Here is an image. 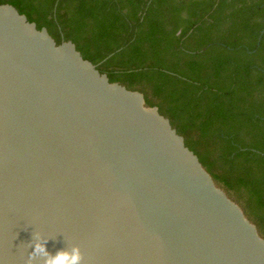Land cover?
Returning <instances> with one entry per match:
<instances>
[{
  "label": "water",
  "instance_id": "water-1",
  "mask_svg": "<svg viewBox=\"0 0 264 264\" xmlns=\"http://www.w3.org/2000/svg\"><path fill=\"white\" fill-rule=\"evenodd\" d=\"M264 264V236L138 90L0 3V264Z\"/></svg>",
  "mask_w": 264,
  "mask_h": 264
},
{
  "label": "trees",
  "instance_id": "trees-1",
  "mask_svg": "<svg viewBox=\"0 0 264 264\" xmlns=\"http://www.w3.org/2000/svg\"><path fill=\"white\" fill-rule=\"evenodd\" d=\"M138 90L264 236V0H0Z\"/></svg>",
  "mask_w": 264,
  "mask_h": 264
},
{
  "label": "clouds",
  "instance_id": "clouds-1",
  "mask_svg": "<svg viewBox=\"0 0 264 264\" xmlns=\"http://www.w3.org/2000/svg\"><path fill=\"white\" fill-rule=\"evenodd\" d=\"M33 250L37 253H44L47 256L42 244H34ZM81 259L82 256L79 247H73L71 253L66 251H57L54 256H47L44 264H80Z\"/></svg>",
  "mask_w": 264,
  "mask_h": 264
},
{
  "label": "rangeland",
  "instance_id": "rangeland-1",
  "mask_svg": "<svg viewBox=\"0 0 264 264\" xmlns=\"http://www.w3.org/2000/svg\"><path fill=\"white\" fill-rule=\"evenodd\" d=\"M228 195L233 199L235 200L236 202H238L237 198H236V195L230 193L229 191H227ZM239 203V202H238ZM240 204V203H239ZM241 205V204H240ZM242 206V205H241Z\"/></svg>",
  "mask_w": 264,
  "mask_h": 264
}]
</instances>
